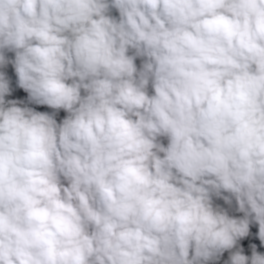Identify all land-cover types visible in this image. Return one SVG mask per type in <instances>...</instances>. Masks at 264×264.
I'll return each mask as SVG.
<instances>
[{
  "label": "clouds",
  "instance_id": "1",
  "mask_svg": "<svg viewBox=\"0 0 264 264\" xmlns=\"http://www.w3.org/2000/svg\"><path fill=\"white\" fill-rule=\"evenodd\" d=\"M9 64L0 264H264V0H0Z\"/></svg>",
  "mask_w": 264,
  "mask_h": 264
},
{
  "label": "trees",
  "instance_id": "2",
  "mask_svg": "<svg viewBox=\"0 0 264 264\" xmlns=\"http://www.w3.org/2000/svg\"><path fill=\"white\" fill-rule=\"evenodd\" d=\"M9 58L13 57V53H7ZM3 70V69H0ZM12 88V93L11 95L7 96L6 99H18L22 100L27 104V97L20 93L16 88H14L12 85H10ZM15 93V96H14ZM29 107L35 108L37 111H41V106L39 105H34V104H28ZM257 232H258V225L252 224L250 226V234L248 237L243 238L241 241H239V246H241L244 250V254L250 256L251 255V244H256L257 246V251L264 254V245H261L258 237H257ZM230 253L227 251L225 254H223L220 258L219 261L216 262V264H224L226 260H228Z\"/></svg>",
  "mask_w": 264,
  "mask_h": 264
},
{
  "label": "rangeland",
  "instance_id": "3",
  "mask_svg": "<svg viewBox=\"0 0 264 264\" xmlns=\"http://www.w3.org/2000/svg\"><path fill=\"white\" fill-rule=\"evenodd\" d=\"M112 14H113V15H118V13H116L115 10H113ZM2 71H3V70H2ZM7 77H8V76H7ZM8 78H9V80H10V85H12V86H13L14 88H16L20 93L24 94V95L27 97V93L24 92L22 89L18 88L17 86H14V82H13V80H12L10 77H8ZM14 96H15V93H14ZM41 111H47L46 106H41ZM51 111H52V110L50 109V112H51ZM62 118H63V115H61L60 112H59L58 115H57V120H58V122H59V120L62 119ZM216 203L219 204V205H221L222 207L228 209L230 215H233V216H236V217H242V215H243L242 213L236 212L234 206L231 207V208H229V206H228V205H225L224 202H223L222 200H217ZM250 226H251V225H250ZM226 252H227V251H226ZM226 252H225V253H226ZM225 253H224V254H225Z\"/></svg>",
  "mask_w": 264,
  "mask_h": 264
},
{
  "label": "water",
  "instance_id": "4",
  "mask_svg": "<svg viewBox=\"0 0 264 264\" xmlns=\"http://www.w3.org/2000/svg\"><path fill=\"white\" fill-rule=\"evenodd\" d=\"M3 71L6 73V75L8 76V77H10L12 80H13V82H14V86H16V75L13 73V71H12V69H11V67H10V64L9 65H7V67H5V68H3ZM46 109H47V111L48 112H50V109L49 108H47V106H46ZM62 112H63V110H61ZM64 113V112H63ZM65 115H66V113H64Z\"/></svg>",
  "mask_w": 264,
  "mask_h": 264
},
{
  "label": "crops",
  "instance_id": "5",
  "mask_svg": "<svg viewBox=\"0 0 264 264\" xmlns=\"http://www.w3.org/2000/svg\"><path fill=\"white\" fill-rule=\"evenodd\" d=\"M139 63H140V61L139 60H137V64L139 65ZM10 67H11V69H12V71H13V73L15 74V71H14V68L12 67V65L10 64ZM60 114L61 115H63V117L65 116V114L62 112V111H60ZM165 143H166V141H164Z\"/></svg>",
  "mask_w": 264,
  "mask_h": 264
}]
</instances>
